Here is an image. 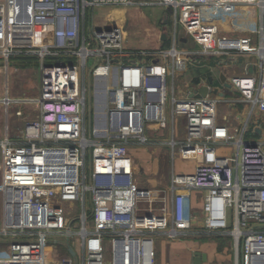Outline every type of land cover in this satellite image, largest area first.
Returning <instances> with one entry per match:
<instances>
[{"label":"built area","instance_id":"obj_1","mask_svg":"<svg viewBox=\"0 0 264 264\" xmlns=\"http://www.w3.org/2000/svg\"><path fill=\"white\" fill-rule=\"evenodd\" d=\"M156 4L171 10L197 52L173 45L128 54L120 29L87 34L93 9L131 6L130 0H0V56L24 53L40 60L38 95L24 101L35 106L37 117L18 137L0 142V234L9 240L0 264H79L73 239L80 264H155L157 236L193 234L194 218L186 211L193 191L203 193L196 234L231 237L234 264H264V146L243 139L246 126L236 135L217 122L216 97L178 98L174 89L196 55L254 54L264 73V0ZM235 7L257 9L256 44L220 35L201 17L204 10ZM87 79L100 89V102L89 110ZM229 84L251 111L264 112L263 78L233 77ZM168 115L183 118L185 130L184 141L170 138L171 156L193 161V172L173 173L164 190L141 188L128 149L148 145L147 132L165 130ZM222 148L234 151L220 153Z\"/></svg>","mask_w":264,"mask_h":264},{"label":"crops","instance_id":"obj_2","mask_svg":"<svg viewBox=\"0 0 264 264\" xmlns=\"http://www.w3.org/2000/svg\"><path fill=\"white\" fill-rule=\"evenodd\" d=\"M134 6L136 3L141 5H152L159 9L158 13H161V26L164 30V27L171 25V37H167L165 33H162L160 37H157V32L153 26L148 27L147 38L144 42L140 43V46L135 48H130L124 44L125 42V32L123 30L125 24V11L126 7L123 6L117 8L118 10L111 11V16L105 18L102 22H95L93 18H88L87 23V34H90L92 31H99L102 29H107L109 27H114L120 29L123 39V50L125 53L134 54V53H145L152 54L157 51H166L172 48L174 45L180 50H189V51H198V46L191 36L187 38H179V44L183 47H180L176 43V34L178 33L176 22L172 15L171 10L164 7L158 6L157 0H149L144 2L143 0H130ZM97 8L92 10L95 11ZM99 10V9H98ZM167 13L171 14L172 21H168ZM202 19L217 28V32L220 35L229 36V37H248L252 43L256 44L259 41L258 35V11L254 7H235L231 9H218V10H204L201 12ZM150 22V21H149ZM182 26V25H181ZM183 28V26H182ZM184 29V28H183ZM185 30V29H184ZM158 40L161 41V45L158 44ZM188 43H192L193 47H187ZM133 45V44H129ZM135 45V44H134ZM186 46V47H184ZM162 47H166L165 50ZM159 49V50H158ZM146 59V57H141ZM197 63L189 67L187 74L183 76L185 80L183 91V96L179 98L190 97L191 89L198 90L201 87L208 86L212 93L211 96L216 97L220 100L219 104H225L227 106L228 113H223L217 110V122L224 124L228 127L229 131L232 134L239 135L242 132V129L246 126V131L243 134V139L248 142H256L255 138L257 136L264 135V112H261L259 109L255 108L251 111V107L248 104L242 101L240 95L235 92L229 84V81L233 77H253L257 81L261 78L264 80V73L261 70L260 61L258 57L254 54H239V53H229L219 56H198L196 55ZM155 60V59H154ZM39 67L40 73V60L32 55L16 54L12 55L8 59H5L0 56V142L4 139H14L18 137L21 133L24 124L33 120L37 117V110L35 106L26 104L24 101L26 99H31L28 97L21 96L23 91L21 88V82L19 81V74L21 71L27 69H32L33 67ZM208 73L209 75H207ZM184 75V74H182ZM182 75H179L181 77ZM207 75V76H206ZM221 76L224 78V82L220 80ZM186 78V79H185ZM209 79H212V84H209ZM175 83V80H174ZM228 85L229 87H226ZM39 89V88H38ZM175 89V87H174ZM182 91V90H181ZM180 93V92H178ZM176 95V91H175ZM35 98V97H33ZM26 107V108H25ZM31 111V114L29 113ZM20 112V115L17 113ZM34 114V116H33ZM179 118L172 119L168 115V126L165 130H159L155 127H151L147 132V138L149 140L150 146H154L158 141H164V138L173 137L176 142H182L185 139L183 137L176 140L175 136V125L176 120ZM183 119V118H181ZM184 120V119H183ZM238 121V122H237ZM184 122V121H183ZM257 130L260 133H257ZM167 132V134H166ZM163 143V142H162ZM262 143V142H256ZM147 145V146H148ZM264 146V143H262ZM142 151V150H141ZM220 153H230L225 149H220ZM131 150L128 149V157L132 169L134 171V156L131 157ZM167 153V152H166ZM173 160V158L171 159ZM169 169V163H168ZM174 173L173 163L171 164V171L169 173V181L171 175ZM1 181V174H0ZM169 185V182L167 186ZM165 187V189L167 188ZM148 188V187H147ZM151 189H156L151 187ZM164 190V189H162ZM203 195L200 193H189V199L186 202V211L188 214L192 215L194 218L192 223V233L191 235L196 234L201 229V207H202ZM0 209L2 210V224H3V194H2V203L0 204ZM2 226L0 227L1 233ZM201 236V234L199 235ZM207 236V235H202ZM209 236H222V235H209ZM160 236H157L158 238ZM198 237V236H197ZM155 238V239H156ZM9 240L0 234V257L4 258L7 254V245ZM215 245L213 243H207V245H186L182 248L185 252L186 257L178 259V264H193V258L195 253H202L206 255V260L201 264H212L213 260L216 259ZM2 249V250H1ZM173 251L170 250V254ZM169 253V252H168ZM217 261L222 262L221 258H217ZM175 263V262H173Z\"/></svg>","mask_w":264,"mask_h":264},{"label":"rangeland","instance_id":"obj_3","mask_svg":"<svg viewBox=\"0 0 264 264\" xmlns=\"http://www.w3.org/2000/svg\"><path fill=\"white\" fill-rule=\"evenodd\" d=\"M148 2L149 0H143ZM120 7H99L93 14H91L95 22H102L105 18L111 16V11L118 10ZM99 9V10H98ZM159 9L152 5H141L136 3L134 6L126 7L125 11V24L123 30L125 32V42L124 44L130 46V48H135L140 46V43L144 42L147 38L146 25L148 27L153 26L157 32V37L159 38L162 33H165L167 37H171V25L164 27V30L161 26V13H158ZM168 21H172L171 14L167 13ZM150 21V22H149ZM173 22V21H172ZM176 29L178 30L176 34V43L179 44V38H187V32L182 28L179 21H176ZM133 44V45H129ZM135 44V45H134ZM158 44L161 45V41L158 40ZM180 47H183L179 44ZM186 47V46H184ZM187 47H193L192 43H188ZM160 50H165L166 47H162ZM159 50V49H158ZM18 78L21 82V96H26L28 98H33L38 95V88L40 83V73L39 67L35 66L32 69H27L21 71ZM190 74L188 70L181 77L177 76L175 78V91L176 97H182L183 91L185 90V80L183 76ZM186 79V78H185ZM87 107L88 110L91 107V102L96 101L100 102L99 91L100 89H95V80L87 79ZM96 90V93H95ZM182 90V91H181ZM180 92V93H178ZM98 94V95H97ZM90 101V103H89ZM93 105V103H92ZM26 108V107H25ZM227 106L225 104H218L217 110L223 113H228ZM31 114V111L29 110ZM34 116V114H33ZM184 120L179 118L176 120L175 125V138L176 140L183 137L185 132L184 130ZM238 122V121H237ZM89 125V124H88ZM167 134V132H166ZM164 141H158L156 145L150 146H132L130 147L131 157L134 158L135 166L133 171V179L141 188H151L155 187L156 189H165L169 182V173L171 171V164L173 163L174 173L178 174H187L192 173L194 169L193 161H183L178 157H175L173 160L171 156V149H169L168 142L170 138H164ZM256 142L264 143V135L257 136L255 138ZM142 150V151H141ZM228 152H233L232 148L225 149ZM167 152V153H166ZM175 153H178V146L175 147ZM1 163V155H0ZM169 163V169H168ZM1 184V181H0ZM192 193H195L194 191ZM203 195L201 192H197ZM2 203V191L0 188V204ZM76 211H73L72 218L76 217ZM2 224V210L0 209V227ZM198 236V237H197ZM61 243H65L64 239H60ZM74 250L77 253L78 263H81V250L79 246V241L73 239L70 241ZM207 243H213L215 246V251L217 253L216 259L213 260L212 264H234V247L233 240L229 236H199V235H189L186 237L178 239H167L165 237H158L155 239V264H178V259L186 257L185 252L182 248L186 245H207ZM182 247V248H181ZM55 248L62 250L63 246L55 245ZM2 250V249H1ZM170 250L173 251L172 255ZM169 252V253H168ZM63 256V255H61ZM105 257L109 259V247L105 251ZM217 258H221L222 262H218ZM74 262V259H73ZM175 262V263H173Z\"/></svg>","mask_w":264,"mask_h":264},{"label":"water","instance_id":"obj_4","mask_svg":"<svg viewBox=\"0 0 264 264\" xmlns=\"http://www.w3.org/2000/svg\"><path fill=\"white\" fill-rule=\"evenodd\" d=\"M220 80L222 82H224L223 76H221ZM209 84L210 85L212 84V79H209ZM225 86L229 87L228 85H225ZM211 93H212V90L208 86H204V87L199 88L198 90L191 89L190 97L196 98V99H201V98H205L207 95H209ZM257 133L259 134L260 131L257 130ZM68 251L72 257L75 255L74 252L72 251V249H70V247L68 248ZM205 260H206L205 254L195 253L194 258H193V264H201Z\"/></svg>","mask_w":264,"mask_h":264},{"label":"trees","instance_id":"obj_5","mask_svg":"<svg viewBox=\"0 0 264 264\" xmlns=\"http://www.w3.org/2000/svg\"><path fill=\"white\" fill-rule=\"evenodd\" d=\"M206 74L209 75L208 73H206ZM207 75H206V76H207Z\"/></svg>","mask_w":264,"mask_h":264}]
</instances>
